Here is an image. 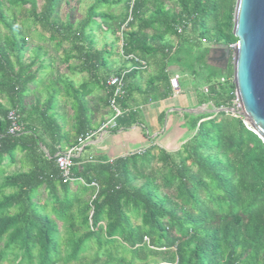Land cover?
Wrapping results in <instances>:
<instances>
[{
    "label": "trees",
    "instance_id": "obj_1",
    "mask_svg": "<svg viewBox=\"0 0 264 264\" xmlns=\"http://www.w3.org/2000/svg\"><path fill=\"white\" fill-rule=\"evenodd\" d=\"M60 1L0 0V264H264V142L226 110L235 107L232 49L221 48L223 65L207 62L213 47L237 41L236 0H92L78 20L59 19ZM97 31L114 40L99 42ZM113 41L123 57L178 56L214 110L192 119V136L174 152L150 146L83 166L74 157L72 180L63 181L55 153L69 136L55 104L70 100L76 145L90 131L86 97L91 84L106 83ZM47 44L87 80L75 86L57 73L43 104L35 98L24 116L38 73L52 67ZM11 109L18 134L7 133Z\"/></svg>",
    "mask_w": 264,
    "mask_h": 264
},
{
    "label": "crops",
    "instance_id": "obj_2",
    "mask_svg": "<svg viewBox=\"0 0 264 264\" xmlns=\"http://www.w3.org/2000/svg\"><path fill=\"white\" fill-rule=\"evenodd\" d=\"M46 50L48 57L52 58L49 55L51 51L48 44ZM118 55L120 58L118 63L109 62L107 70L110 73L109 76L113 75L116 70L126 71L130 74L126 82L128 90L124 98V104H120L122 108L129 111L117 118L118 128L109 131H98L99 127L110 120L112 116L109 103L108 106L103 105V99L109 90L106 83L104 87L91 84L89 88L90 92L86 97L90 130L88 133L95 131L96 133L85 139L81 145H79L78 139L77 144H73L75 115L70 100L62 95L55 104L54 112L57 120L69 136V141L62 140L59 151H65L79 145L80 150L76 154V157H79V161L76 163L77 166H83L88 162L111 161L116 157L140 152L150 146H157L167 152H174L192 136L193 130L189 128L192 119L214 110L210 103L201 101V96L205 93L203 89L206 85L201 83L199 77L196 74L194 75L192 71L180 69L179 64L182 60L178 56L173 60L171 55L168 57L161 54L138 57L146 62V66L141 67L132 59ZM51 60L53 62V58ZM207 62L211 64L209 58H207ZM186 63L184 62V65ZM194 66L197 68L196 63H194ZM51 69L52 67L38 73L40 79L32 85V93L26 98L24 116L33 115L34 108L30 104L34 103L35 98L40 99V104L45 101L48 85L57 74L53 73ZM60 74H66L75 86L87 80L85 73L71 74L67 71V68ZM173 75L178 76L180 87L178 93H174L169 84V78ZM129 113L134 114L133 120L129 118ZM34 127L35 133L45 143H48L47 137L40 126L34 124ZM174 131L177 132V137L171 138L170 135ZM182 134L185 137L182 138ZM39 149L45 155H48V150L42 143H39ZM20 156L21 154H18V157ZM14 165V169L20 166L18 163Z\"/></svg>",
    "mask_w": 264,
    "mask_h": 264
},
{
    "label": "water",
    "instance_id": "obj_3",
    "mask_svg": "<svg viewBox=\"0 0 264 264\" xmlns=\"http://www.w3.org/2000/svg\"><path fill=\"white\" fill-rule=\"evenodd\" d=\"M232 33L237 38L232 53L238 114L264 142V0H236Z\"/></svg>",
    "mask_w": 264,
    "mask_h": 264
},
{
    "label": "built area",
    "instance_id": "obj_4",
    "mask_svg": "<svg viewBox=\"0 0 264 264\" xmlns=\"http://www.w3.org/2000/svg\"><path fill=\"white\" fill-rule=\"evenodd\" d=\"M180 30V28L178 29ZM204 41V39H202ZM234 44L230 45L229 48H233ZM126 58L132 59L138 66L145 67L146 62L141 60L140 58L130 54L125 56ZM125 73L126 71H122L119 74H113L108 77L106 81V85L109 88V107L112 112V116L110 120L104 122L98 129V131H109L118 128L117 118L123 116L127 111V109L122 108L120 105V99H122L126 94V81H125ZM222 80V79H221ZM169 84L174 93H178L180 90L179 80L177 75H173L169 78ZM205 92L207 91V87L203 89ZM234 104V108H230L233 113H238L241 109L240 100L235 92V98L232 100ZM7 120L9 121V126L7 128V133L9 134H18L23 131V125L20 122L19 115L14 109H11L7 112L6 115ZM95 132L87 133L85 136H80L78 138V143L81 145L85 139L94 135ZM74 146L65 151H58L55 153V161L57 166L61 171V176L63 181L72 180V176L70 173V166L72 165V159L76 157L77 152L80 150V147ZM139 152V151H138ZM94 184V183H93Z\"/></svg>",
    "mask_w": 264,
    "mask_h": 264
},
{
    "label": "rangeland",
    "instance_id": "obj_5",
    "mask_svg": "<svg viewBox=\"0 0 264 264\" xmlns=\"http://www.w3.org/2000/svg\"><path fill=\"white\" fill-rule=\"evenodd\" d=\"M70 4L66 3V0H61L60 1V5L58 7L57 10V14L59 16L60 20H65V17L67 16V14L69 13L72 20H78L81 19L84 16V12L86 7L88 6V4L92 1V0H79V2H77V0H69ZM105 10H108L109 7H105ZM122 10V5H118L116 8H113V12H119ZM2 33H4V30H2ZM97 39L99 40V42L104 41L105 39H108V41H112L114 40L113 37L111 35H106L104 36L102 33H100L99 31H97L96 34ZM37 41H33L32 39L30 40V45H28L27 47V51L30 50V48L33 47V44L36 43ZM229 47V46H228ZM118 44L115 43L113 41V45H112V56L110 61L114 62V63H118L120 61L119 55H118ZM221 48H225L226 47H213L211 50L210 55L208 56L209 60L211 63L213 64H219V65H223L225 63V58L224 55L222 54V49ZM51 51V52H50ZM50 56H52L53 58V63H52V69L53 73H63L65 71V65L59 63L58 60V55L55 53V51L52 49V47H50ZM231 51V48H230ZM233 54V53H232ZM233 56V55H232ZM105 72H108L107 69H105ZM177 132L174 131L171 133V138L177 137ZM185 137L184 134H182V138ZM15 168V165H9L6 167L7 171H12ZM2 264H16L10 260H6L4 261Z\"/></svg>",
    "mask_w": 264,
    "mask_h": 264
}]
</instances>
